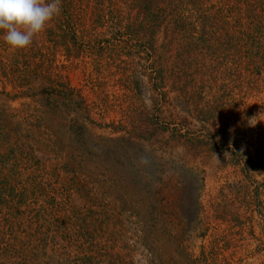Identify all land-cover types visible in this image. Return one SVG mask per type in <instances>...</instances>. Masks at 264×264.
I'll return each mask as SVG.
<instances>
[{"label":"rangeland","instance_id":"374dc122","mask_svg":"<svg viewBox=\"0 0 264 264\" xmlns=\"http://www.w3.org/2000/svg\"><path fill=\"white\" fill-rule=\"evenodd\" d=\"M98 2L46 42L49 78L0 79V180L24 197L0 204V264H264V173L245 162L264 152V79L244 97L246 73L224 80L165 5ZM219 85L228 100L201 113Z\"/></svg>","mask_w":264,"mask_h":264},{"label":"trees","instance_id":"16d2710c","mask_svg":"<svg viewBox=\"0 0 264 264\" xmlns=\"http://www.w3.org/2000/svg\"><path fill=\"white\" fill-rule=\"evenodd\" d=\"M147 2H156L155 8L165 5L169 10L167 15L175 22L180 23L181 31L199 35L200 39L199 42H196V47L200 51L203 49L210 51L213 62L223 70L224 80L232 81L234 79L236 81L241 78L242 73H246L245 76L242 75L246 77L244 80H247L244 97L249 91L257 89L261 92L259 85L264 79V0H147ZM229 2L231 3L229 4ZM152 3H146L147 7H150ZM95 5L89 6L88 3H84V0H61L60 14L55 16L45 26L44 31L38 34L41 35V42L37 40V35L32 44L23 49H11L3 41V33H0L1 81L11 85L13 89L27 88L30 91L35 86L32 83L36 84L44 78H49L46 63L52 62L55 51H51L46 42L52 43L56 48L61 47L65 45L66 31H70L71 27L74 29V26L80 24L81 20L89 17L94 18L97 22L104 12L100 8V2ZM165 12V8L157 10L159 16ZM184 19H190L192 23L188 24ZM77 26H81V24ZM147 27L144 24L145 30ZM127 30L130 28L128 27ZM221 49H227L226 51L231 53L223 54ZM229 61H231L230 66ZM213 80L215 79L213 78ZM43 89H46L42 90L45 93L41 92V94H46L47 87ZM222 90L223 88L219 85L218 90L213 93L212 101H209L207 107L204 105L200 108L201 113L207 112L212 116L213 111L210 108L217 107L218 109L224 99L228 100L229 89L223 94ZM7 95L8 93L5 91H0V97H7ZM199 105L201 104L199 103ZM256 107V104L246 103L240 115L243 126L250 125L249 122L252 121ZM222 109L228 111L229 114L233 113L232 110L223 107ZM13 118L7 117L6 119L4 115L0 114V131L4 127L3 124L7 125V121L12 122ZM226 128H230V125H226ZM245 162L247 170L252 166L264 173V152L259 156L247 158ZM0 166L5 169L4 161L1 159ZM17 185L18 181L15 176H5L0 180V204L15 207V210L21 206L24 197L22 191L20 193L16 191ZM6 196L11 199L8 200ZM10 229L11 232L8 235L9 238H13L12 235L15 236V234L12 232L15 225L12 224ZM23 239L24 236L21 239L22 242H24Z\"/></svg>","mask_w":264,"mask_h":264},{"label":"clouds","instance_id":"9594fccd","mask_svg":"<svg viewBox=\"0 0 264 264\" xmlns=\"http://www.w3.org/2000/svg\"><path fill=\"white\" fill-rule=\"evenodd\" d=\"M61 12V0H0V33L11 49L30 46Z\"/></svg>","mask_w":264,"mask_h":264}]
</instances>
